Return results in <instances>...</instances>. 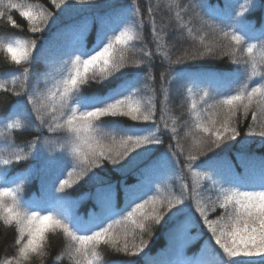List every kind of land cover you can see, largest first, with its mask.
I'll use <instances>...</instances> for the list:
<instances>
[{"label": "trees", "instance_id": "16d2710c", "mask_svg": "<svg viewBox=\"0 0 264 264\" xmlns=\"http://www.w3.org/2000/svg\"><path fill=\"white\" fill-rule=\"evenodd\" d=\"M59 2L60 0H57V3ZM65 2L69 7L60 11L53 5L52 0H28V3L40 5L55 17L54 22L43 32L31 33L28 22L15 11L10 14L19 27L8 24L6 17L0 20V40L3 42L6 43L9 38L16 37L37 42L35 56L20 65H15L0 48V82L6 84L5 88L0 89V117L3 118L0 126L8 121L28 125L26 128L15 129L6 134L0 131V143L2 142L0 154L6 150L5 157L9 159H13L14 152L22 157L27 154L22 161L13 159V163L8 166L9 179H23L22 199L32 201L44 197V193L41 192L42 183L50 187L51 196L59 195L56 192L59 180L67 178L69 171H72L71 163L65 167L63 161L53 162L51 159L59 151V144H54L51 140L64 132L63 130L49 132L47 125L61 121H53L51 115L45 114L47 109L39 113L33 111V105L27 103L28 95L24 93L47 96L52 89L51 82L57 81L67 73L66 62L79 54L75 50L79 46L78 42H82L89 49L93 48L98 43V34L103 32L106 43L108 37L115 36L125 28L133 27L131 19L133 13L137 22H142V27H134L139 38L129 42L125 52L124 68L113 74L110 83H91L83 87L81 92L89 97L106 96L112 89L125 82H129L130 87L124 95L133 90L138 92L143 89L141 92L146 97L140 100L146 103L149 97L152 98L155 122L159 125L157 138H161L163 143L158 146V151L151 159L142 158L135 165L129 162L119 166L104 161L101 167L93 168L86 176L76 181L72 188L65 189V194L77 202L75 213L88 219L90 212H96L93 210L97 205L94 201L96 193L102 192L98 190L107 188L109 184L112 186V192L108 201L120 214L126 213L135 203H140L141 200L153 195L167 197L174 193L179 196L183 184H187L188 191L191 192L196 177L185 168V164L188 163L185 158L194 142L193 133H189L187 140H175L170 134H177L174 127L178 120L181 119L185 126H194L195 121L189 120L187 125L184 112L177 106L176 97L180 95L179 93H187L188 96H194L195 100L198 95L196 105L198 114L202 119L208 120L210 115L217 111L215 106L226 96L235 95L241 87L251 91L253 87L264 86V81L259 76L246 78L245 65L234 63L232 56L228 54L231 48H236L237 56L241 60H246L248 54L244 52V48L247 44L257 45L253 55L258 54L259 45L264 41L262 34L264 0H255V8L245 12L241 17H237L236 13L241 10L240 5L245 4L246 0H227L228 7H225L226 0H209L212 5H219V8L210 13L199 7L195 9L189 7L194 0H65ZM195 2L199 3V0ZM225 32L229 35L225 36ZM232 34L244 36V42L236 45L231 40ZM57 40H60L59 44L55 45L54 42ZM209 47L212 53L201 57L200 53L206 52ZM144 52L150 53V57H145ZM185 53L194 55L195 58L185 59ZM178 58L181 60L179 64L170 65V61H176ZM137 60L144 61V64L136 67ZM25 69H28V72H25ZM178 72L182 75H177ZM13 78L16 80L15 83L12 82ZM141 81L144 83L142 88L139 85ZM182 109L192 116L191 106ZM253 112H256L257 116L261 112V106L255 101L247 113L241 109L233 120V126L240 134L236 140H226L206 155L212 156L215 153L218 156H226L234 165L237 176H247L249 182L256 185L260 180V164L264 160V138L259 135L264 131V123L263 126L258 124L252 117ZM38 115L43 116L44 127L39 126ZM64 118L66 119V116ZM102 120L103 125L116 124L120 128H132L133 131L144 126V122L132 121L124 116L104 117ZM124 134L120 132V136ZM140 134L146 135L147 132ZM36 140L40 141L39 145L33 143ZM27 144H32L31 153ZM169 145H172V149L177 153L180 148L184 149L183 156L177 155L173 158L174 161L178 159L180 163L178 165L173 163L171 166L161 165L149 171L147 180L152 182L142 184L140 186V189H143L142 194L130 200L125 194L128 184L140 178L144 173L143 169L151 160L169 151ZM240 152H243L246 160L250 161L247 172L237 159ZM192 154L197 152L194 150ZM198 159H203V156H198ZM79 171L80 169L76 170ZM195 171L203 174L210 170L197 168ZM74 176L75 173L73 178ZM196 186L198 188L202 186L204 189L200 193L202 197L200 207L206 209L209 219L217 220L225 210L218 207L212 210L217 195L212 190V182L201 180ZM236 186L224 185L225 188ZM241 190L252 191L259 188L253 186ZM192 213L195 220H189L186 215H179L175 218L168 217L159 225L153 224L152 234H143V239L148 243L142 255L117 253L114 249L101 245L99 251L102 260L110 264H175L178 259L189 258L203 259L206 264H216L215 251L218 246L210 239V233L199 213L195 212L194 206ZM118 218L119 216L112 217ZM178 224L183 226L182 236L173 231ZM17 237L15 225L5 226L0 221V262L18 255V247L15 244ZM131 242L132 238L129 237V243ZM135 242H140L139 235ZM69 244L70 241L62 232L48 233L46 254L43 257L31 254L25 264H74L69 256ZM170 251L176 252V257L165 255Z\"/></svg>", "mask_w": 264, "mask_h": 264}, {"label": "snow or ice", "instance_id": "6c2138e0", "mask_svg": "<svg viewBox=\"0 0 264 264\" xmlns=\"http://www.w3.org/2000/svg\"><path fill=\"white\" fill-rule=\"evenodd\" d=\"M52 3L60 11L69 7L65 0H60L59 3L57 0H52ZM189 7L193 9L199 7L210 13L219 8V5H212L209 0H199V3L194 0ZM225 7H228L227 0ZM253 8H255V0H246L245 4L240 5L241 10L236 16L241 17ZM13 11L18 12L19 16L28 22L29 31L33 34L43 32L55 20L53 13L44 10L40 5L28 3V0H0V20L6 17L8 24L19 27L10 14ZM151 11L150 8L149 12ZM131 19L133 27L125 28L115 36L108 37L106 43L103 32L98 34V43L93 48L89 49L82 42H78L79 46L75 50L79 54L66 62L67 73L56 81L47 96L24 93L28 95L27 103L33 105V111L39 113L47 109L46 115H51L53 121H61L47 125L49 132L63 130L65 133L62 140L57 141L59 151L51 159L53 162L63 161L65 167L71 163L72 171H69L67 178L59 180V186L56 188L59 195L51 196L50 187L42 183L41 192L44 193V197L40 200L24 201L21 196L23 179H9L8 166L13 163V159L22 161L27 154L22 157L14 152L13 159L0 154V221L5 226L15 225L18 232L15 241L18 255L0 264H25L31 254L43 257L46 254L47 234L58 232H62L70 241L68 252L74 264H110L102 260L99 251L101 245L110 247L117 253H126L130 256L142 255L148 243L143 239V234L151 235L153 224L159 225L166 218H175L179 215H186L189 220H195L192 206L203 220L204 226L210 233V239L214 241L215 246H218L215 251L216 264H264V160L260 164V180L254 185L249 182L247 176L241 177L235 174L234 165L226 156H218L215 153L212 156L206 155L224 141L229 139L235 141L240 135L233 126V120L241 109L247 113L255 101L261 106L260 116L264 117V86L253 87L251 91L241 87L235 95L226 96L218 102L215 106L217 111H214L208 120L196 114L194 142L185 158L188 161L185 168L196 177L191 192L188 191L189 186L183 184L179 196L174 193L167 197L153 195L141 200L140 203H135L131 210L124 214L106 206L105 199L98 200L101 211L90 212L88 219L75 213L77 202L65 194V189L72 188L76 181L86 176L93 168L101 167L104 161L123 166L129 162L135 165L142 158L151 159L158 151V146L163 143L161 138H157L159 125L155 122L152 98L149 97L146 103L142 102L135 98L136 90L124 95L130 87L129 82L118 85L106 96L89 97L81 92L83 87L91 83H110L113 74L119 73L124 68L125 52L129 42L139 38L134 27H142V22H137L135 13ZM180 19L182 20V17ZM224 35L228 36L229 33L225 32ZM231 40L236 45H241L244 36L232 34ZM36 47L35 40L29 41L19 37L9 38L6 43L0 40V48L15 65H20L34 57ZM257 47L254 44H247L244 48V52L248 54L246 60H241L237 56L236 48H231L228 54L232 56L234 63L245 65L246 78L259 76L264 81V71H261L264 69V41L259 45L258 54L253 55ZM211 53L212 49L209 47L206 52H201L200 56ZM143 55L150 57L151 54L144 52ZM184 58L194 59L195 56L185 53ZM180 62L178 58L176 61H170V65ZM143 64L144 61L141 60L135 62L136 67H141ZM24 71L28 72V69ZM177 75L182 73L178 72ZM161 80H164L163 74ZM12 82H16L15 78ZM5 87L6 84L0 82V89ZM20 94L16 93V95ZM195 107L193 103L192 108ZM209 107L214 106L209 105ZM120 116L129 117L132 121L144 122V126L133 131L132 128H120L116 124L103 125L102 118ZM252 117L254 120L257 119V113L253 112ZM37 119L40 121L39 126L44 127L43 116L38 115ZM2 120L3 118L0 117V121ZM6 127L22 129L28 125L10 122ZM104 127L125 134L117 139L115 135L105 133ZM141 132L147 134L142 135ZM259 135L264 138V131ZM33 143L39 145L40 141L36 140ZM45 143H48L47 139ZM26 146L31 153L32 144ZM241 147H244V143ZM194 150L197 154H192ZM177 155L183 156L184 149L180 148L177 153L172 149V145H169V151L151 160L143 171H152L161 165L171 166L173 163L178 165L180 161L173 160ZM198 156H203V159H198ZM237 159L247 172L250 161L246 160L243 152L237 154ZM197 168L210 171L201 174L195 171ZM77 169L80 171L76 172ZM201 180L211 181L212 190L217 193L212 210L214 211L216 207L225 210L217 220L209 219L206 209L200 207L202 199L200 193L204 189L202 186L198 188L196 184ZM226 184L237 186L225 188ZM253 186L258 187L259 190H241ZM98 191L107 193L110 198L112 186L109 184L107 188ZM113 216L119 218L112 219ZM106 220L108 223H105ZM138 235L140 242L136 243ZM129 237L132 238L131 243ZM175 264H206V262L203 259L181 258Z\"/></svg>", "mask_w": 264, "mask_h": 264}, {"label": "rangeland", "instance_id": "374dc122", "mask_svg": "<svg viewBox=\"0 0 264 264\" xmlns=\"http://www.w3.org/2000/svg\"><path fill=\"white\" fill-rule=\"evenodd\" d=\"M59 41L60 40H57L54 42V44H59ZM62 77H59L58 80H60ZM57 80V81H58ZM56 83V81H53L51 82V86L53 87V85ZM140 87L142 88V86L144 85L143 81L140 82ZM141 90L143 89H140L138 90V92L135 93V97L137 99H145V94L143 92H141ZM180 95L176 97V100H177V106L178 108L184 112L185 114V122L187 123L188 125V121L189 120H194L196 122V114L198 113V108L195 107V109L192 108V105L193 103L195 105H197V96H196V99L194 100V96H188L187 93H179ZM186 106H191V111H192V116L189 115L186 111H184L182 108L186 107ZM59 115V113H58ZM258 118L256 119V121L258 122V124H262L263 126V123H264V117L258 115L257 116ZM179 122L175 125L176 127L175 130H176V133L177 134H170V136L173 138V136H175V140H187L188 139V135L190 132L193 133L194 131V126H185V124L180 120H178ZM13 123V121H8L7 123H5L3 126H0V131L4 134L12 131V130H15V129H8L6 126L8 123ZM3 123V122H2ZM120 127V126H119ZM178 129V130H177ZM103 131L109 135H115L116 137H119L120 136V132H114L110 127H104L103 128ZM65 135V133H60L59 135L53 137V140H51L54 144H58L57 141L59 140H62L63 136ZM2 144V142L0 143V145ZM1 152V151H0ZM2 154L5 156L6 155V150H4L2 152ZM132 190H136V186H132L131 187ZM108 194L105 193V192H98L96 193L95 195V202L97 203V205L95 206V209L93 210H96L97 213H99L101 211V206L100 204L98 203V200L99 199H105V203H106V206H110V207H113L114 205L110 204V202L108 201ZM173 231H177L178 233L181 234V236L183 235V226L181 225H176V228H174ZM165 255H172V253H167ZM173 257H176V254L175 255H172Z\"/></svg>", "mask_w": 264, "mask_h": 264}]
</instances>
